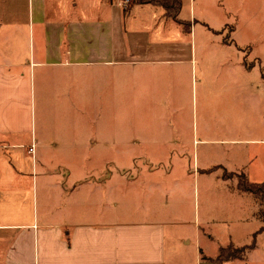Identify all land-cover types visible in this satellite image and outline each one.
<instances>
[{"label":"crops","instance_id":"1","mask_svg":"<svg viewBox=\"0 0 264 264\" xmlns=\"http://www.w3.org/2000/svg\"><path fill=\"white\" fill-rule=\"evenodd\" d=\"M129 1L0 0V264H164L161 188L129 208L144 185L129 148L182 137L159 122L185 97L196 141L223 148L196 172L264 182L262 59L223 15Z\"/></svg>","mask_w":264,"mask_h":264},{"label":"rangeland","instance_id":"2","mask_svg":"<svg viewBox=\"0 0 264 264\" xmlns=\"http://www.w3.org/2000/svg\"><path fill=\"white\" fill-rule=\"evenodd\" d=\"M22 1L25 0H18L21 7ZM181 1L179 18L189 16L190 4L195 17L203 19L200 21L216 25L219 16L223 15L226 23L231 25L225 33L235 28L234 35L239 43L249 46L246 49L251 48L252 54L261 58L264 65V0ZM217 4L219 9L215 8ZM180 114L176 122L159 123L160 126L176 123V132H181L182 137L166 138V142L146 148H129L130 153L138 155L130 168V176H138L144 183L139 189V199L130 201L129 208L138 210L147 205L144 197L153 186L159 185L161 191L156 195L154 206L162 213L163 219L170 222L165 229L164 264H212L211 259L217 257L220 248L228 245L237 248L251 243L253 234L264 225L256 218L263 206L253 195L240 193L234 188L236 178L233 174L218 170L206 179L196 172L197 168L215 164L216 156L223 148L196 141L202 138V134L191 97L183 98ZM169 141H177L179 146ZM234 149L233 146L225 148L231 152ZM194 153H197L196 168L192 159ZM180 154L183 158H179ZM221 173L231 178L216 180ZM120 195L119 190L117 196ZM113 203V210L117 206L121 210V199L113 197ZM82 205L89 207L88 202H82ZM224 264H264V232L256 235L254 248L243 260Z\"/></svg>","mask_w":264,"mask_h":264},{"label":"trees","instance_id":"3","mask_svg":"<svg viewBox=\"0 0 264 264\" xmlns=\"http://www.w3.org/2000/svg\"><path fill=\"white\" fill-rule=\"evenodd\" d=\"M137 3H155L161 6L169 17H175L179 12V0H136ZM236 178L235 188L240 193L251 194L257 199L258 203L263 206L259 211L258 217L264 223V182L260 184L250 183L243 175H233ZM226 179L231 177L223 176ZM264 232V225L256 231L252 236V241L249 245L234 248L228 245L225 248H220L215 259H211L212 264H224L234 260H243L244 256L254 248L256 235Z\"/></svg>","mask_w":264,"mask_h":264},{"label":"built area","instance_id":"4","mask_svg":"<svg viewBox=\"0 0 264 264\" xmlns=\"http://www.w3.org/2000/svg\"><path fill=\"white\" fill-rule=\"evenodd\" d=\"M129 2H130L129 0H123V7L127 6ZM31 151L32 149H29V152Z\"/></svg>","mask_w":264,"mask_h":264}]
</instances>
